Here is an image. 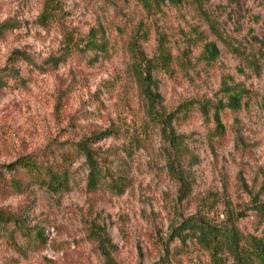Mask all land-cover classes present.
<instances>
[{"label": "rangeland", "instance_id": "obj_1", "mask_svg": "<svg viewBox=\"0 0 264 264\" xmlns=\"http://www.w3.org/2000/svg\"><path fill=\"white\" fill-rule=\"evenodd\" d=\"M94 32L105 51L86 47ZM147 59L150 110L136 75ZM0 82V211L24 222L0 226V264H211L175 235L190 216L264 237V0H0ZM224 84L245 93L219 136L201 104ZM105 132L90 148L109 177L92 191L78 146ZM25 156L69 167L68 188H10L7 166Z\"/></svg>", "mask_w": 264, "mask_h": 264}, {"label": "trees", "instance_id": "obj_2", "mask_svg": "<svg viewBox=\"0 0 264 264\" xmlns=\"http://www.w3.org/2000/svg\"><path fill=\"white\" fill-rule=\"evenodd\" d=\"M140 1L146 7L150 8V5L153 4L159 6L162 3L174 2L175 0ZM71 45L72 42L70 41L67 47L70 48ZM86 47L92 50H106L104 42L98 43L96 32L91 33V36L86 42ZM205 54L207 55V61L213 62L218 56L219 50L214 43H211L206 46ZM16 55H18L17 58L19 59L28 60V55L24 52L17 51ZM157 56L156 63L160 66L159 68L167 69L171 64V53L166 50L165 46H161ZM153 63L147 59L145 65L140 66L136 70L140 86L148 101L149 110L150 104L153 108L159 97L158 94L151 91V86L155 85L151 78L153 68L156 67V64ZM1 87L2 83L0 82V89ZM223 88L224 98L216 102L207 100L201 104V111L207 119L210 117V111L214 110L215 131L219 136L225 132V127L222 122L223 111L226 109L233 112L239 111L242 107V99L245 93L239 85L230 86L229 84H224ZM168 127H170V124ZM108 135H110L108 132L93 135L88 140L81 142L78 146L79 150L87 159L89 168L88 187L92 191L96 190L98 185L109 177V174L94 159V150L90 148V145L103 137H108ZM166 138L177 157H183L186 153L184 136L177 135L171 125V131L169 134L166 133ZM7 170L15 172L16 175L20 174L9 181L10 188H13L19 193L25 192L28 187L33 185L45 187L51 193L61 192L69 186V167L61 168L59 165L40 163L36 159L28 156L21 157L9 164ZM21 176L22 178H19ZM5 182L4 172H0V185L3 184L6 186L7 184ZM111 183H116V185L120 186V183L117 184V181H115V177L112 178ZM259 204L261 206L259 209L260 217L264 220V202H260ZM8 223H13L21 228L24 224L21 218H16V215L0 211V226H5ZM174 231H177L175 235L182 243L186 244L189 240L194 241L203 250L208 252L211 264H264V237L256 235L245 236L236 225L216 223L200 218L199 216H190L184 221L181 228H174Z\"/></svg>", "mask_w": 264, "mask_h": 264}]
</instances>
